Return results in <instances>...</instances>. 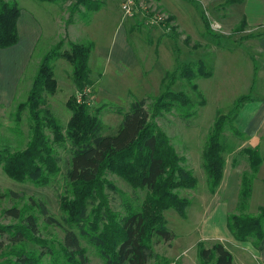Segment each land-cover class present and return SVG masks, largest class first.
Listing matches in <instances>:
<instances>
[{
	"label": "rangeland",
	"instance_id": "1",
	"mask_svg": "<svg viewBox=\"0 0 264 264\" xmlns=\"http://www.w3.org/2000/svg\"><path fill=\"white\" fill-rule=\"evenodd\" d=\"M101 1L104 2L103 7L91 15L88 23L75 12L72 23L68 24L73 2L53 4L36 0H17L22 12L20 24L25 28L29 21L30 37H34L23 43V46H27L25 52L21 51L20 36L16 45L0 49V149H22L29 140L28 110H21L19 121H16V113L20 109L19 105L27 100L42 57L59 42L62 51L69 50V43H94L88 63L92 85L86 87L85 98L91 114L102 107L99 117L103 135L116 133L122 115L116 112L115 108L127 111L132 94L137 99L157 97L162 92L161 82L167 73L174 71L178 65L202 61L205 67L212 71V75L195 81L201 97L181 78L176 80L171 89L173 92H186L194 106L195 116L189 123H185L172 111L163 112L155 119L157 126L170 139L178 155L185 158L184 165L197 179V185L194 189L177 191L181 197L191 202L184 218L172 209L163 213L166 227L173 233L174 239L163 242L153 238L152 250L157 258L151 259L149 264H201L197 255L199 247L209 248L214 243H221L227 250L230 249L237 264H264V248L261 249V246L249 251L242 248L238 252L229 241L219 239L226 230L225 201L215 204L210 213L203 208V198L209 195L201 159L206 136L216 113L219 111L221 114H228L237 99L244 95L249 96V101L239 109L237 119L233 121L236 130L243 133V136L234 134L227 124L222 137L224 143L232 148V152L224 154L226 166L223 171V186L230 182L232 188L226 193L221 190L218 195H223L222 200L225 195H235L237 198L239 185L236 189L235 183L240 182L243 171H249L242 149L250 147V138L257 139L262 163L252 183L248 213L256 214L257 209L264 206V122L256 115L261 105L258 95L259 82L255 81L253 92L250 93L249 85H246L248 67L241 58L243 53L248 56L257 53V49L248 44L251 40L245 42L240 34L233 36L236 9L227 15L226 24L221 20V14L228 5V0H141V7H137L132 16L122 13L121 0ZM79 10L86 13L82 7ZM202 12L210 22V31L205 29ZM253 42L255 43L254 40ZM52 65L57 89L53 95L43 93V108L48 109L59 123L65 126L71 115L65 103L71 95L77 97L78 92L70 77V64L62 58H57L53 60ZM107 67L111 68V71L117 70L119 74L108 73L100 82V74L106 72ZM261 75L264 77V71ZM164 81L168 83L170 78ZM128 89L131 91L126 92ZM202 100L204 105L199 104ZM250 117H254L253 120ZM257 129H260L259 133ZM253 132L256 135L251 136ZM55 151L60 171L50 180V184L44 187H35L29 182H16L8 178L0 168L1 191L16 194L5 195L0 199V264H13L21 251L39 256V253L48 247L53 249L54 256L43 255L42 263L63 264L61 244L64 231L70 227L63 221L67 215L61 208L60 200L61 197L72 199L71 194L67 193L69 187L64 177L69 159V143L66 142L63 146L55 145ZM106 179L133 205L140 204L145 198V191L131 189L116 176L107 174ZM104 193L108 197L110 210L122 214V193L107 189ZM32 201L42 202L48 216L57 223H48L36 207L32 206ZM12 207L37 217V234L19 244H13L8 233L19 230L22 223L3 213ZM91 208L89 206L88 210ZM234 210L231 208L228 215L234 213ZM211 223H216V229ZM225 232L230 233L228 230ZM246 243H249L247 247H253L250 241ZM80 244L85 250L89 264H103L93 246L84 240H80ZM233 262L235 264V260ZM66 264L71 263L68 260Z\"/></svg>",
	"mask_w": 264,
	"mask_h": 264
},
{
	"label": "trees",
	"instance_id": "2",
	"mask_svg": "<svg viewBox=\"0 0 264 264\" xmlns=\"http://www.w3.org/2000/svg\"><path fill=\"white\" fill-rule=\"evenodd\" d=\"M36 1L53 4L73 2L68 24L72 23L75 12L88 23L91 15L104 5L101 0ZM80 7L86 13L80 12ZM201 14L206 31H210V22L203 12ZM19 16L17 0H0V49L17 44ZM61 48L59 42L42 57L27 100L19 105L20 109L16 113V121H19L21 110H28L29 140L22 149H0V168L16 182H29L35 187L47 186L60 171L55 145L63 146L68 142L69 159L64 177L69 187L67 193L71 194L72 199L61 197L60 200L61 208L67 215L63 221L70 227L64 231L61 244L63 264L68 260L71 264H89L80 240L95 248L103 264H149L151 259L157 258L152 250L153 238L163 242L174 239L173 233L166 227L163 213L172 209L184 218L191 202L177 191L194 189L197 185V179L184 165L185 158L178 155L155 119L163 112L175 111L182 121L189 123L195 116L191 99L183 90L173 92L172 86L178 78L184 79L190 89L201 97L195 81L210 77L212 71L202 61L178 65L165 75L160 95L141 99L131 95L127 111L115 108L122 115V120L114 135H103L99 117L102 107L91 114L85 98L86 87L92 85L88 63L94 43H69V50L62 51ZM57 58L70 64V77L80 98L78 101L75 95H71L65 103L71 113L65 126L48 109L43 108V93L53 95L57 89L52 65ZM168 78L170 81L164 83ZM149 101L151 103L148 104ZM248 101L249 96H243L237 99L228 114L218 111L206 136L201 159L210 193L216 191L222 180L224 154L232 152V148L222 139L225 127L228 124L234 134L243 136L236 130L233 121L239 109ZM199 104L204 105V101ZM242 154L246 156L249 171L245 170L241 174L237 206L235 212L227 216V229L236 242L250 241L257 247L264 239V206L259 207L253 215L248 213V206L252 183L262 163V156L257 146L243 148ZM107 174L120 178L133 190L145 191L143 201L133 205L106 179ZM106 189L122 193V214L110 210L108 197L104 193ZM5 195L16 196L11 191L4 193L0 189V199ZM32 206L48 223H57L48 216L42 202L32 201ZM89 206L92 207L90 210ZM3 213L22 223L19 230L8 233L13 244L22 243L37 234V217L33 214L23 213L15 207ZM1 232L4 233V230L1 229ZM46 254L53 257V249L48 247L39 256L21 251L13 264H44L41 257ZM198 257L201 264H234L231 252L221 243H214L209 248L200 246Z\"/></svg>",
	"mask_w": 264,
	"mask_h": 264
},
{
	"label": "crops",
	"instance_id": "3",
	"mask_svg": "<svg viewBox=\"0 0 264 264\" xmlns=\"http://www.w3.org/2000/svg\"><path fill=\"white\" fill-rule=\"evenodd\" d=\"M234 9H236L235 13L237 15V18L235 20L236 25L232 29L233 30V36L240 34L242 39L245 42L251 40V42H249L248 44H250L251 46L253 45L254 48L257 49V53H253V54H251V56H248L247 54L243 53L241 58H242V61L248 67L247 74L249 73V75L246 78V80H247L246 85H249V92L250 93L253 92V86L255 85V81L257 80V83L259 82L258 95L261 98V99H259V102L261 101L260 102L261 105L258 107L256 115H257L258 119L261 118V120H263V122H264V85H262V83H264V77L261 75L262 71H264V0H241L240 2H237V3L228 4L223 9L224 12H222V14H221V15H223L221 20H223L224 23L227 24V22H226L227 21V15L229 13L232 14V12H234ZM21 14H22V12L20 11V16L18 18L19 21L17 20V32L19 34L18 35V42L20 40L19 39V36H20L21 37L20 43H22L21 51L25 52L24 50L27 51V48H26L27 46H23V43L25 41H29L30 39H28V38H33L34 36L30 37L31 34L29 31V29H30L29 21L27 22V25L25 28L23 27V25L20 24ZM217 21L218 20L216 19L215 22H217ZM253 40L255 41V43L253 42ZM234 42H236V41H234ZM236 43L243 45V43H241V42H236ZM246 46H248V45H246ZM220 48H223V47H220ZM110 51L111 50H108V52H110ZM217 53H219V51H217ZM108 73H115L116 75L119 74V72H117V70L111 71V68L107 67L106 72L104 71L103 73L100 74L101 75L100 82H102L103 78L104 79L106 78V75H108ZM32 82H33V80H32ZM249 82H252V83L249 84ZM31 86H32V84H31ZM246 87H248V86H246ZM261 88H262V90H261ZM130 91L131 90L128 89L126 92H130ZM133 96H135V95H133ZM244 96H248V95H244ZM254 117H252V118L250 117V119L253 120ZM257 130L259 133L260 129H257ZM254 135H256L254 132H253V134L251 133V136H254ZM251 139L252 138H250V143H249L250 147L253 148V147L257 146L260 148L258 140L257 139L251 140ZM223 175H224V173H223ZM238 185L240 188V182H237V184L235 183L236 189L238 188ZM230 188H232V185L230 184V182L228 183V185L226 182V184L223 186V177H222V180H221L218 188L216 189V191L214 193L209 192L208 193L209 195L204 196L205 197V198H203L204 211L206 210L207 213H210L211 211L214 210L215 204H217L220 201H222V202L225 201L227 203V205L224 206L225 213H226L225 214V217H226L225 220H226L228 213L230 212L231 208L236 209L238 196H237V198H235V195H225L224 200H222L223 195H218V194L221 192V190H222V193L229 192ZM211 225H213V228L216 229V223H211ZM225 226H226L225 227L226 230H228L227 229V222H226ZM225 231H224V234H221L222 237H220L219 239L222 241H224V240L229 241L231 243V245L234 248H236L237 251L241 250L242 248H244V250H247V251H249V249H251V248L256 250L258 248V246L259 247L261 246V249L264 248V239L260 242V245H258L257 247H254V246L253 247L252 246L247 247L246 245L249 243H246V242L238 243L233 239V237L230 233L228 234ZM198 242H201V241H198ZM250 245H252V244H250ZM229 251L232 254L233 261L235 260V264H237L235 255L232 253V251L230 249H229Z\"/></svg>",
	"mask_w": 264,
	"mask_h": 264
},
{
	"label": "built area",
	"instance_id": "4",
	"mask_svg": "<svg viewBox=\"0 0 264 264\" xmlns=\"http://www.w3.org/2000/svg\"><path fill=\"white\" fill-rule=\"evenodd\" d=\"M141 0H121V11L125 16H132L134 10L137 7H141ZM77 100L80 101V98L77 95Z\"/></svg>",
	"mask_w": 264,
	"mask_h": 264
}]
</instances>
